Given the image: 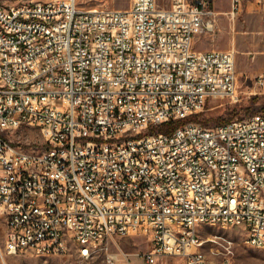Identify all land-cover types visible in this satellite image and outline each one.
<instances>
[{
	"label": "built area",
	"instance_id": "built-area-1",
	"mask_svg": "<svg viewBox=\"0 0 264 264\" xmlns=\"http://www.w3.org/2000/svg\"><path fill=\"white\" fill-rule=\"evenodd\" d=\"M245 1L231 0L232 19ZM218 15L213 0L0 5L2 254L89 258L143 236L151 250L141 264L165 255L232 264L228 239L225 256L206 262L202 219L241 227L264 248V111L146 133L213 99L240 100L236 49L195 48ZM248 80L264 93V72ZM23 127L39 128L44 143L25 145ZM117 255L106 264H134Z\"/></svg>",
	"mask_w": 264,
	"mask_h": 264
},
{
	"label": "rangeland",
	"instance_id": "rangeland-1",
	"mask_svg": "<svg viewBox=\"0 0 264 264\" xmlns=\"http://www.w3.org/2000/svg\"><path fill=\"white\" fill-rule=\"evenodd\" d=\"M48 0H0V5L29 3ZM79 6L92 8L108 6L125 9L132 0H77ZM162 8H169L172 0H158ZM213 7L219 12L215 32L200 35L195 42L196 49H229L237 51L236 62L238 72V87L240 100L230 102L227 99H213L202 113L208 124L214 127L235 119H241L251 114L264 111V93L261 89H251L249 77H255L264 72V5L253 1H245L243 11L231 18L227 13L231 8V0H213ZM248 77V78H247ZM197 122V121H196ZM25 145L44 143L39 128H21L17 131ZM29 144V145H30ZM197 233L205 241L203 250L211 258L222 259L226 251L225 239L231 240L230 257L232 264H264V248L252 247L246 242V234L241 227H223L218 224H203L197 227ZM5 229L0 223V264H106L108 255L128 253L134 264H141L139 258L151 250L150 241L143 236L119 238L118 244H111L108 250L103 249L89 258L78 255L77 250L63 256H40L32 251L17 255L2 254ZM220 250L216 255L213 251ZM156 264H184V259L178 255L160 256Z\"/></svg>",
	"mask_w": 264,
	"mask_h": 264
},
{
	"label": "trees",
	"instance_id": "trees-1",
	"mask_svg": "<svg viewBox=\"0 0 264 264\" xmlns=\"http://www.w3.org/2000/svg\"><path fill=\"white\" fill-rule=\"evenodd\" d=\"M188 121H197L203 123L204 125L208 124V121L205 119L202 113H195L181 119L167 121L158 126L152 125L146 130V133L148 134L155 132L171 133L176 128L185 124Z\"/></svg>",
	"mask_w": 264,
	"mask_h": 264
},
{
	"label": "bare ground",
	"instance_id": "bare-ground-1",
	"mask_svg": "<svg viewBox=\"0 0 264 264\" xmlns=\"http://www.w3.org/2000/svg\"><path fill=\"white\" fill-rule=\"evenodd\" d=\"M203 224H215L214 221H212L211 219H202L200 220V225ZM246 242H247V236H246ZM259 248H263V247H259ZM77 253L79 256L83 257V250H77ZM206 262L207 263H215V259L211 258L207 253H206Z\"/></svg>",
	"mask_w": 264,
	"mask_h": 264
},
{
	"label": "crops",
	"instance_id": "crops-1",
	"mask_svg": "<svg viewBox=\"0 0 264 264\" xmlns=\"http://www.w3.org/2000/svg\"><path fill=\"white\" fill-rule=\"evenodd\" d=\"M257 75H258V74H257ZM257 75H256V76H257Z\"/></svg>",
	"mask_w": 264,
	"mask_h": 264
}]
</instances>
